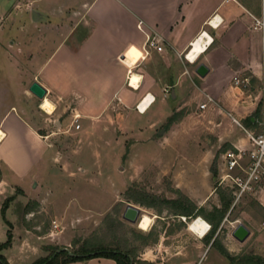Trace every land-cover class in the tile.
I'll list each match as a JSON object with an SVG mask.
<instances>
[{
  "label": "crops",
  "instance_id": "0c3cea01",
  "mask_svg": "<svg viewBox=\"0 0 264 264\" xmlns=\"http://www.w3.org/2000/svg\"><path fill=\"white\" fill-rule=\"evenodd\" d=\"M10 1L15 10L10 11L12 22L18 26L8 38L4 51L8 63L3 66L1 76L5 80H0V239L6 234V223L11 231L14 228L8 211L19 220L23 245L34 237L43 240L55 236L51 235L53 228H46L42 219L33 218L45 212L46 204L53 209L51 221L58 223L63 211L58 209L54 197L42 192L44 179L36 176L46 167V160L57 162L59 152L54 139L58 131L48 128L49 124L33 106L38 100L29 90L34 81L47 90L46 95L55 105L48 115L57 129L64 132L79 133L99 122L115 130V125L126 123L130 112L150 114L162 102L170 106L173 118L166 121L170 126L158 130L166 122L150 124L164 147L171 142L180 145L198 129L200 136L205 130H212L217 147L221 144L228 148L252 147L245 130L234 124L228 113L245 129L259 130L257 119L264 100V0ZM2 15L0 12V23ZM257 19L263 25L256 26ZM202 32L205 44L191 59L188 53L192 50L187 53L190 43ZM146 34L160 37V51L148 48V53L144 52ZM200 63L208 69L204 76L196 73ZM131 73L139 78L136 87L130 85ZM234 77L246 79V85H236ZM146 100L147 107L142 111L139 105ZM201 103H206L205 107L200 108ZM211 114L222 118L213 124ZM75 115L78 128L72 121ZM223 118L228 119L229 129H240L242 136L221 128L227 125ZM66 120L71 121L66 124ZM133 121L129 128L143 129ZM198 139H189V144H197ZM212 150L198 153L192 166L202 168L205 190L187 180L190 176L184 170L190 166L187 159L178 158L167 164L168 171L164 174L170 175V186L174 189L170 199L184 195L197 209L215 196V177L208 170ZM26 178L25 187L22 182ZM7 197L12 199L3 214L2 205ZM257 197L264 206V192ZM28 202L36 206L27 207ZM182 216L189 217L171 210L170 228L163 231L156 244H145L143 253L136 258L143 264L162 263L168 258L170 264H197L213 245V239L220 236L227 212L212 235L210 228L201 233L193 231L188 218ZM196 216L211 227L203 216ZM227 234L222 246L234 250L235 243L229 239L231 232L230 237ZM53 240L42 244V249L48 244L63 247ZM36 247L32 246L33 250ZM218 260L223 263V259ZM65 264L115 262L93 257Z\"/></svg>",
  "mask_w": 264,
  "mask_h": 264
},
{
  "label": "rangeland",
  "instance_id": "374dc122",
  "mask_svg": "<svg viewBox=\"0 0 264 264\" xmlns=\"http://www.w3.org/2000/svg\"><path fill=\"white\" fill-rule=\"evenodd\" d=\"M12 4L13 2L10 0H0V12L4 13L5 16L2 15L0 23V37H4L0 39V80L3 78L1 77L3 75L2 68L8 63L4 53L7 50V41L18 26L12 22L10 11H15ZM4 77L7 79V75ZM3 80L5 79L3 78ZM40 101L41 99L38 98L33 106L37 107L42 120L49 124L48 128L58 131L54 139L59 158L57 162L46 160L47 165L43 168V173H37L36 176L38 178L42 176L44 179L45 185L42 192H47L48 197H54L58 209L63 211L59 215V224L51 221L54 215H52L53 209L50 204L44 206L45 212H41L43 214L33 218L42 219L46 228L54 229L51 234L55 235L52 238L54 239L53 243H58L71 250L82 245L85 241H89L87 242L88 245L101 244L119 247L130 251L134 257H140L145 244H152V242L156 244V240L163 234V231L170 228L171 210L167 207L159 210L157 206L142 205L125 198L124 192L131 188L137 196H142V193L145 192L158 198L170 199V192H173L174 189L170 186V175L164 174V172L168 171L167 164L170 165L171 161L178 158L187 159L190 163L189 168L184 169L186 173H190L187 179L189 183L205 190L206 177L202 168L200 166L193 168L192 166L196 164L195 160L198 158V153L201 155L211 148H213V156L208 165V170L210 171L211 167L216 169V179L213 185L218 187V190L222 189L233 195L229 186L226 184L218 185L217 183L221 167V154L228 147L222 148L224 146L222 144L217 147L214 144L216 136L212 130H205L201 136L198 134L199 129L195 133L191 132L178 146L172 145L171 142L168 147H164L158 142V133H156L157 131L153 133L155 128L150 123L157 124L169 119L170 106L167 104L160 102L150 114L138 115L137 112H130L126 123L119 127L115 125V130L110 125L105 126L99 122L91 128H83L77 133L75 130L64 132L62 129H57L53 118L39 107ZM210 116L213 124L222 118L217 114ZM223 119H225L224 125H227H222L221 128L225 127L234 136H242L240 129L236 127L229 129L231 127L227 123L228 119ZM132 120L135 124L142 125L143 129L138 130L136 126L129 128L128 124H131ZM69 121L66 120V124ZM74 123L76 122L74 121ZM168 126H170L169 122L162 123L158 130ZM152 133L153 135L150 137ZM197 138H199V142L195 144L196 146L189 144V139L197 140ZM50 162L51 165L48 164ZM160 163L164 167L160 166ZM210 173L212 175L211 171ZM27 182L28 178L22 182V185L26 187ZM253 195L256 196L244 195L235 204H233V197L227 210V221L217 239L218 242L206 249L197 264H219L218 259H223L221 264H227V259L220 252L219 245H223L222 239L227 233L229 236L236 225V221L245 224L249 228L250 234L242 242L233 237L229 238L235 243L236 248L234 250L226 249L234 255L253 251L264 256V206L257 199V193ZM7 201L8 205L11 199ZM127 203L139 206L141 214L147 212L153 216L156 215L153 217L154 220L148 230H141L138 228L137 222L131 223L122 218V212ZM34 205L32 202H28L27 207H34ZM220 205L219 194L215 191V196L210 198L203 208L210 211L212 207H220ZM7 216L14 228L12 231L10 230L9 244L3 246L0 253L9 264H32L41 254H48L47 247L49 244L44 245V249L41 246L51 242L52 239L38 240L34 237L29 240L30 243L23 245V234L18 229L19 220L11 216L10 211L7 212ZM9 226L10 224L6 223V234L3 239H0V244L7 240ZM148 233L151 235H148L145 242L143 237ZM34 245L37 246L35 250L32 248ZM219 253L223 255L222 258L218 256ZM154 264H170V258L162 263L156 262Z\"/></svg>",
  "mask_w": 264,
  "mask_h": 264
},
{
  "label": "trees",
  "instance_id": "16d2710c",
  "mask_svg": "<svg viewBox=\"0 0 264 264\" xmlns=\"http://www.w3.org/2000/svg\"><path fill=\"white\" fill-rule=\"evenodd\" d=\"M172 116L169 118V121L172 120ZM228 145H224L222 148H226ZM210 171L212 172L213 177L216 176L215 167H211ZM215 191L218 192L221 205L220 207H212L210 211H206L203 207H199L196 209V206L184 195H179L176 199H166V198H158L157 196L151 195L149 193H142V196H137L134 194L131 188L127 189L124 192V197L127 199L134 200L142 205L153 207L157 206L160 210L163 207H167L172 211L183 212L188 216L192 215H201L203 216L210 224L211 229L209 230V234H213L220 224L222 218L227 212L232 200L233 195L228 192L226 193L224 190L215 187ZM12 199V197L7 198L2 205V213L4 214L5 207L7 205V200ZM147 235H144L145 242L148 239ZM10 226L7 230V240L0 244V249L3 246H6L10 242ZM156 238V237H155ZM154 238V239H155ZM218 238L215 237L213 239V244L217 243ZM87 242L79 245L75 249H71L75 255H70L67 250H60L59 246H48V254L42 257L37 258L32 262V264H65L73 261H82L87 260L93 257H106L113 259L115 264H130V258L132 259V263L143 264L142 261H137L134 255L127 250L121 249L119 247H109L99 245H88ZM220 252L226 257L228 260V264H264V256L253 251H246L241 254H231L224 246L219 245ZM0 264H9L6 258L0 253Z\"/></svg>",
  "mask_w": 264,
  "mask_h": 264
},
{
  "label": "built area",
  "instance_id": "2783aa9c",
  "mask_svg": "<svg viewBox=\"0 0 264 264\" xmlns=\"http://www.w3.org/2000/svg\"><path fill=\"white\" fill-rule=\"evenodd\" d=\"M255 22L256 26L263 25V21L261 20L257 19ZM138 25L141 29L140 23ZM203 34L204 33L202 32L194 39V41L190 43V48L188 49L187 53L192 50L193 43L197 39L201 38ZM160 40V37L156 34H146V40L143 47L144 52L148 53V48H155L156 50L160 51L162 49V45L159 44ZM205 41L206 39L203 41V46L205 44ZM234 83L236 85L245 86L247 80H239L237 77H234ZM168 91L169 89L166 88L165 93H168ZM207 99L209 101L212 100V98L208 95ZM205 105L206 103H201L200 108L205 107ZM228 114L234 124L245 130L252 146L250 149H243L239 147L227 148L221 154V167L219 176L217 178V183L218 185L226 184V186H229L232 189L234 197L233 204H235V202L244 195L256 196L253 194L257 193L258 195L259 193L264 192V100L259 119H257V123L259 126V130L257 132H252L245 129L236 117H234L230 113ZM76 117L77 115H75L74 121L76 120ZM78 127L79 124L76 123L75 128ZM192 217L193 216H182L183 219H190L189 223L198 218V216H194L193 218ZM209 228L210 227L208 226V229H206L205 231H208Z\"/></svg>",
  "mask_w": 264,
  "mask_h": 264
},
{
  "label": "bare ground",
  "instance_id": "6f19581e",
  "mask_svg": "<svg viewBox=\"0 0 264 264\" xmlns=\"http://www.w3.org/2000/svg\"><path fill=\"white\" fill-rule=\"evenodd\" d=\"M204 37L202 36L201 38L197 39L194 43H193V49L191 52L188 53V57L191 58V59H194L195 56L201 51V49L203 48V41H204ZM130 77H131V80H130V85L133 87H136L138 85V81H139V78L137 76L136 73H131L130 74ZM149 100V99H148ZM144 101L142 102L140 105H139V108L144 111L147 107V101ZM39 107L45 111L46 113H52L54 108H55V105L54 103L49 99V97L47 95H45L40 103H39ZM1 130H0V136H1ZM153 217H156L147 213V212H144L142 214H140V217L137 221V226L139 229L141 230H148L151 225H152V222L154 220ZM208 226L209 224L204 220L202 219L201 217H198L196 220H193L189 223V227L190 229H192L193 231H197V232H202L204 229H208Z\"/></svg>",
  "mask_w": 264,
  "mask_h": 264
},
{
  "label": "water",
  "instance_id": "95a60500",
  "mask_svg": "<svg viewBox=\"0 0 264 264\" xmlns=\"http://www.w3.org/2000/svg\"><path fill=\"white\" fill-rule=\"evenodd\" d=\"M35 16H36V12L33 11L32 18L35 19ZM207 71H208L207 67L202 63H200L196 68V73L199 74L200 76H204ZM29 90L39 99H42L47 93V90L36 81H34L30 85ZM140 214H141V208L139 206H136L131 203H127L122 212V218L131 223H136ZM249 234H250V230L248 229V227H246L245 224L241 222L237 223L231 231L232 237H234L236 240L240 242L244 241ZM60 250H67V252L70 255H75V253H73L67 247H61ZM129 258H130V264H133L131 257Z\"/></svg>",
  "mask_w": 264,
  "mask_h": 264
}]
</instances>
